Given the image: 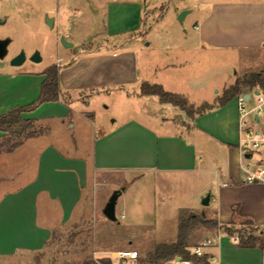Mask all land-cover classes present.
<instances>
[{
  "label": "crops",
  "instance_id": "0c3cea01",
  "mask_svg": "<svg viewBox=\"0 0 264 264\" xmlns=\"http://www.w3.org/2000/svg\"><path fill=\"white\" fill-rule=\"evenodd\" d=\"M45 4L38 13L42 18H54L53 27L46 23L52 31L56 24L60 27L70 22L76 34L80 28L89 30L91 35L104 32L106 42L103 48L84 50L62 65L58 64L63 98L43 103L22 115L41 128L39 135L26 138L8 151L5 147L9 136L0 131V184H3L0 256L41 251L59 229L79 226L86 217L91 190L112 186L118 191V182L107 180L105 176L120 174L126 186L119 190L116 211L123 201L121 218L129 227L151 228L156 239L165 238L158 239L157 244L172 243L177 239L182 209L204 212V217L218 220L219 228H215L217 231L196 230L191 246L206 237L216 239L219 244L207 250L205 260L194 261L195 264H264V244L242 247L229 236L217 238L222 227H239L250 220L264 243V182H246L244 167L248 162L237 145L236 97L224 105L219 102L221 96L213 102L202 98L206 97L205 92L203 95L206 82L196 77L197 64L193 60L198 47L190 42L178 48L159 44L156 58L147 51L139 63L133 50L110 43L113 37L133 36L142 28L145 11L140 3L104 0L97 3L96 8L91 5L69 7L67 11L71 13L67 18L54 5ZM192 12L190 8L183 22ZM200 16L198 38L202 51L222 53L249 49L262 52L264 58V0L214 2L209 11ZM66 41L73 47L77 44ZM146 47L150 49L151 42ZM226 68L231 75L229 67ZM235 73L234 79L221 91L240 78ZM10 77L20 79L15 85L0 78V116L36 101L46 74L27 72ZM144 82L160 84L195 107L203 104L210 107L206 112L196 113L190 121H180L185 110L162 102L156 95H141L140 87ZM130 87H138V93L128 92ZM248 89L241 87L240 92ZM24 90L29 94H23ZM111 93H126L128 99L145 100L147 108L141 112L143 117L133 113L112 127L96 120L92 100ZM200 98V104L191 102ZM260 125L264 126V120ZM87 131L89 135L94 132L91 139H87ZM81 135L82 141L91 144L92 153L79 151L77 136ZM71 149L76 150L71 152ZM29 173L31 175L27 176ZM183 175L189 181L196 180L195 188L185 198L178 191L154 188L160 182L168 186L173 179L181 184L189 183L186 179L180 181ZM141 183L151 188L141 190L138 188ZM175 193L178 198L177 194L174 197ZM208 193L210 202L204 206L202 199ZM150 202L155 213L144 214L149 211L144 204ZM94 252L100 254L99 258L113 259L115 254L110 248Z\"/></svg>",
  "mask_w": 264,
  "mask_h": 264
},
{
  "label": "rangeland",
  "instance_id": "374dc122",
  "mask_svg": "<svg viewBox=\"0 0 264 264\" xmlns=\"http://www.w3.org/2000/svg\"><path fill=\"white\" fill-rule=\"evenodd\" d=\"M103 1L104 0H0V39L10 40L7 56L4 59L0 58V78L2 81L16 85L20 77H18V79H12L10 77L12 74L27 72L45 73L47 68L53 65L61 68L59 65L71 60L84 50L103 48L106 42V35L104 32L91 35L89 34V30L80 28L78 34H76V29L72 28L70 22H64L60 27L56 24L52 31L46 24V18H42L38 13L40 9L46 5L45 3L48 2L54 5L56 9L58 8L60 12L65 15V18H67L68 14L71 13L69 10L67 11L69 7L74 9V7L84 8L91 5L96 8L98 6L97 3L99 4ZM127 1L140 3L143 11H145L142 28L134 32L133 36L129 34L113 37L110 43L112 44L111 46L118 48L126 46L130 48L136 53L139 63H141L142 56L147 51H149L151 56L153 55L156 58L159 44L166 43L177 48L179 46H184L186 42L195 44L198 47L193 57V60L197 64V68H195L196 77L199 81L206 82V89H203V95L206 94V97L202 98H207L206 100L209 102H213L217 96L222 97L224 91L221 90L223 86L229 84L234 79L235 72L242 77L244 74L252 71H264V58L262 52L239 48L236 50H227L222 53L202 51L200 49L202 44L198 38L201 30L200 15L206 14L212 3L227 1L250 2L254 0ZM190 8H193V12L189 14L187 19L181 24L178 20L179 15L185 10L189 11ZM195 25L198 27L195 28ZM62 37L75 41L77 44L74 47L66 48L64 44L60 42ZM186 37L188 38L187 41L185 40ZM150 42L152 47L147 49L146 46ZM21 52L25 53L27 60L21 66L11 65V63H9L10 59L19 55ZM35 52L40 53L42 57L40 62H34L28 59ZM226 67H229L231 70V75H228L229 71H226ZM219 72L221 73L219 74ZM138 91V87H130L128 89V92L133 94L135 92L138 93ZM23 94L29 93L24 90ZM111 94L112 95L104 94L97 96L92 100L91 106L96 113V120H102L107 126L112 127V124H119L130 114L133 115V113L138 114L140 118L143 117L141 112L147 108L144 102L145 100L139 97L128 99L126 93ZM199 100H201V98L191 102L198 103ZM198 104H200V102ZM209 107V104L195 107L188 102V109H193L194 115L196 113L201 114L206 112ZM192 117L185 111V114H183L179 120L187 122L190 121ZM116 119L118 123H113ZM51 124H55V122L51 121ZM38 127L36 126L35 129L40 131L41 128ZM93 135L94 132L89 135L87 131L86 137L87 139H91ZM77 138L80 145L79 151L92 153L91 144H86V141H82V135L80 137L77 136ZM81 145H84V147L82 148ZM75 150L76 149H71V152H75ZM245 159L251 165L257 163L264 165V150L253 152L252 157ZM29 175L31 174L29 173L27 176ZM21 176V180H23L24 172ZM185 176L183 175L180 181L185 180ZM105 178L118 182L117 188L119 190H121L123 186H126L120 174H107ZM186 181L189 180L186 179ZM195 184L196 180L194 179L189 181V183L185 182V184H181L179 180L173 179L169 181L168 186L164 187L162 182H160L159 184L157 183V186H154V188L178 191L182 193L181 197L185 198L187 194L195 188ZM1 186H3V184H0V190ZM138 188L142 190L151 187L148 184L144 185L141 183L138 185ZM91 191L90 198L88 197V205L86 206V217L79 226L76 225L74 227L59 229L55 238L41 251H26L11 257L0 256V264H80L87 258L95 261L101 259L99 258L100 254H95L94 251L103 248L115 250L113 259L110 257L114 264H143L142 261L147 258L148 252L152 251L157 245V242H159L158 239L162 240L165 238L160 236V238L157 237L158 239H156L152 229L148 227H129L126 220L121 218V206L123 201H120L117 207V220L112 221L108 219L104 215L103 209L115 192L112 186H100L97 190L94 191L93 189ZM177 193L174 194V197ZM176 198H178V194ZM148 201L150 200L148 199ZM144 207L149 210L144 211V214L153 215L155 213L151 202L149 204L145 203ZM238 228L242 231H249L248 228H244L243 226H239ZM213 231H217V229ZM124 251H136L138 257L135 259L118 258L119 253ZM175 264L179 263L176 261ZM197 264L203 263L198 262Z\"/></svg>",
  "mask_w": 264,
  "mask_h": 264
},
{
  "label": "trees",
  "instance_id": "16d2710c",
  "mask_svg": "<svg viewBox=\"0 0 264 264\" xmlns=\"http://www.w3.org/2000/svg\"><path fill=\"white\" fill-rule=\"evenodd\" d=\"M60 68L56 65L47 68L46 78L41 84L40 95L38 99L28 105L18 106L10 110L7 114L0 116V131L7 133V144L5 149L11 151L19 146L23 140L35 137L40 131L35 129L34 121L23 118L24 112L35 110L41 104L46 102L58 101L63 98L59 81ZM241 87L264 91V71H252L238 78L235 83L223 92L219 99L220 104L224 105L235 98ZM141 95H156L162 102L171 103L185 110L189 116H194L193 109H188V100L176 93L166 91L160 84H150L144 82L140 87ZM202 112V111H201ZM198 112V113H201ZM15 138V139H14ZM217 219L204 217L202 213H195L188 209H182L179 212V224L177 239L172 243L157 244L154 249L147 254V258L142 261L143 264H164L167 261L180 257L184 260L202 261L203 258H196L190 252L191 240L196 230L205 228L213 230L219 226ZM244 228L249 231H242L238 227H222L223 231L229 235L238 234L240 236V245L242 247L263 246V240L256 234V228L252 226L250 220H245ZM80 264H114L110 257L101 258L98 261L93 259H84Z\"/></svg>",
  "mask_w": 264,
  "mask_h": 264
},
{
  "label": "built area",
  "instance_id": "2783aa9c",
  "mask_svg": "<svg viewBox=\"0 0 264 264\" xmlns=\"http://www.w3.org/2000/svg\"><path fill=\"white\" fill-rule=\"evenodd\" d=\"M256 91L258 92L256 93ZM247 95H249V98H247ZM236 104L239 115L237 145L245 158H247V154H250V157H252L253 152L264 150V126L260 125L264 120V91L258 88L248 89L247 92L242 91L236 96ZM244 169L247 183L264 182V165L261 163L254 165L248 163ZM223 236H229L234 241L240 243V236L238 234L229 235L219 230L217 238L220 239ZM218 242L212 237H206L190 246V252L196 258H203L207 255L208 249L218 246ZM137 257L138 253L136 251H124L118 255L120 259H135ZM173 261L176 262L175 259ZM177 262L179 264H195L194 260H184L181 258Z\"/></svg>",
  "mask_w": 264,
  "mask_h": 264
},
{
  "label": "water",
  "instance_id": "95a60500",
  "mask_svg": "<svg viewBox=\"0 0 264 264\" xmlns=\"http://www.w3.org/2000/svg\"><path fill=\"white\" fill-rule=\"evenodd\" d=\"M189 11L188 10H185L183 11L179 17H178V20L180 21L181 24H183V20L185 18V15L188 13ZM46 23L50 26V27H53L54 25V18L53 17H49L47 16L46 17ZM1 22V20H0ZM60 41L64 44L65 47H71L72 46V43L70 42H67L66 39L64 37H62L60 39ZM10 44V40L9 39H0V58L1 59H4L7 54H8V46ZM30 60L31 61H34V62H40L42 60V57L40 55L39 52H35L31 57H30ZM26 61V55L24 52H21L19 55H17L16 57H14L12 60H11V65L13 66H21L23 65V63ZM258 91H256L257 93ZM247 98H249V95H247ZM247 158L250 157V154H247L246 155ZM119 194H120V191H115L114 194L110 197L109 201L107 202V204L105 205L104 209H103V213L104 215L112 220V221H116L117 220V216H116V202H117V199L119 197ZM210 198H211V194L208 193L203 199H202V204L204 206H207L209 205V202H210ZM203 216H205V213L203 212L202 213ZM180 260V257H177L175 259V261H179ZM164 264H175V262L173 260H170V261H167L165 262Z\"/></svg>",
  "mask_w": 264,
  "mask_h": 264
},
{
  "label": "flooded vegetation",
  "instance_id": "af4514ba",
  "mask_svg": "<svg viewBox=\"0 0 264 264\" xmlns=\"http://www.w3.org/2000/svg\"><path fill=\"white\" fill-rule=\"evenodd\" d=\"M31 56H32V55H31ZM31 56H30V57H31ZM15 57H16V56H15ZM30 57L28 58L29 60H30ZM13 58H14V57H13ZM13 58H12V59H13ZM12 59H10L9 63L11 62ZM26 60H27V57H26Z\"/></svg>",
  "mask_w": 264,
  "mask_h": 264
}]
</instances>
